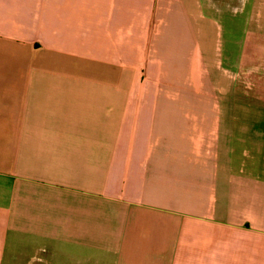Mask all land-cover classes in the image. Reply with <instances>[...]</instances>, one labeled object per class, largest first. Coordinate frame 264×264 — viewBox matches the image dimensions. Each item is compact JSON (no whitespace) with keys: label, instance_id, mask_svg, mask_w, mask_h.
I'll return each instance as SVG.
<instances>
[{"label":"crops","instance_id":"crops-1","mask_svg":"<svg viewBox=\"0 0 264 264\" xmlns=\"http://www.w3.org/2000/svg\"><path fill=\"white\" fill-rule=\"evenodd\" d=\"M258 68L264 0H0V264H264Z\"/></svg>","mask_w":264,"mask_h":264},{"label":"rangeland","instance_id":"rangeland-1","mask_svg":"<svg viewBox=\"0 0 264 264\" xmlns=\"http://www.w3.org/2000/svg\"><path fill=\"white\" fill-rule=\"evenodd\" d=\"M235 19H239V15H238V17L237 18H235ZM235 19H233V20H235ZM229 21H225L224 22V29L225 28H227V27H229ZM243 70V69H242ZM241 69L240 70H238V71H240V75H242V76H244V78L246 77V76H248V78H250V80L251 81H248V79H247V81L246 80H243L242 79V81H244V82H246V83H249V82H251L249 85H247V84H243V83H239L238 84V89H237V92L239 91V92H241V89H244L245 87H246V85L247 86H250V88L251 89H253L254 91H255V84H254V82L256 81V79L258 78V76H260V74L261 73H264V72H262L263 70H261L260 68H258V69H252V70H248V72H246L245 70H243V73L244 74H242L241 73V71H242ZM261 76H264V74H261ZM241 79V78H240ZM252 84H253V86H252ZM255 96V95H254ZM246 104H245V102L244 101H242V100H238V112L236 113V116H235V120H234V124H235V128H238V129H240L241 127H245L247 124H253V123H257V118H255V117H252V118H242L241 116H240V110L241 109H244V106H245ZM52 262V264H67V261H66V258L63 256V255H58L54 260H52L51 261ZM34 264H49V261L48 260H46V261H37L36 263H34Z\"/></svg>","mask_w":264,"mask_h":264}]
</instances>
